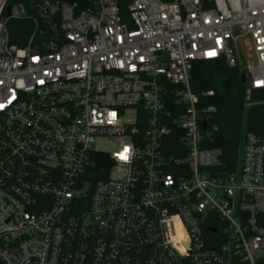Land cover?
I'll use <instances>...</instances> for the list:
<instances>
[{
	"label": "built area",
	"instance_id": "2783aa9c",
	"mask_svg": "<svg viewBox=\"0 0 264 264\" xmlns=\"http://www.w3.org/2000/svg\"><path fill=\"white\" fill-rule=\"evenodd\" d=\"M203 61L264 91V0H0L2 264H264V139L222 170Z\"/></svg>",
	"mask_w": 264,
	"mask_h": 264
},
{
	"label": "trees",
	"instance_id": "16d2710c",
	"mask_svg": "<svg viewBox=\"0 0 264 264\" xmlns=\"http://www.w3.org/2000/svg\"><path fill=\"white\" fill-rule=\"evenodd\" d=\"M130 2L118 0L123 16H126ZM10 26L20 31L30 28V23L15 20ZM242 74L239 66L231 68L223 61L197 62L190 73L191 90L205 104L216 108L208 122V127L215 129L206 146L220 151V167L228 172L235 171L240 164L246 134L253 133L264 139V91H252L247 100ZM209 90L214 91V97H203L202 93Z\"/></svg>",
	"mask_w": 264,
	"mask_h": 264
},
{
	"label": "rangeland",
	"instance_id": "374dc122",
	"mask_svg": "<svg viewBox=\"0 0 264 264\" xmlns=\"http://www.w3.org/2000/svg\"><path fill=\"white\" fill-rule=\"evenodd\" d=\"M239 67L240 70H243L244 63H241ZM15 211H20V207L15 205L12 198L7 197L4 192L0 190V227L3 225L4 218Z\"/></svg>",
	"mask_w": 264,
	"mask_h": 264
},
{
	"label": "water",
	"instance_id": "95a60500",
	"mask_svg": "<svg viewBox=\"0 0 264 264\" xmlns=\"http://www.w3.org/2000/svg\"><path fill=\"white\" fill-rule=\"evenodd\" d=\"M241 82L243 84H245V75L244 74L241 75ZM210 231L215 232V229H210Z\"/></svg>",
	"mask_w": 264,
	"mask_h": 264
},
{
	"label": "snow or ice",
	"instance_id": "6c2138e0",
	"mask_svg": "<svg viewBox=\"0 0 264 264\" xmlns=\"http://www.w3.org/2000/svg\"><path fill=\"white\" fill-rule=\"evenodd\" d=\"M125 151H127V149ZM122 158H126V157L122 156Z\"/></svg>",
	"mask_w": 264,
	"mask_h": 264
}]
</instances>
